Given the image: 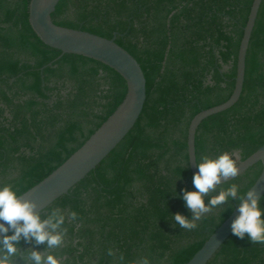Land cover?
<instances>
[{
    "label": "trees",
    "instance_id": "obj_1",
    "mask_svg": "<svg viewBox=\"0 0 264 264\" xmlns=\"http://www.w3.org/2000/svg\"><path fill=\"white\" fill-rule=\"evenodd\" d=\"M253 1H60L53 22L115 38L140 64L147 100L119 146L40 213L42 219L56 209L64 215L58 229L62 243L48 248L21 238L9 258L12 264H25L33 250L54 255L61 264H143L145 258L149 264H187L195 256L239 202L214 208L192 231L175 224V213L191 217L183 190H195L188 129L197 114L232 96ZM30 3L0 0V187L10 185L18 196L80 149L127 92L125 80L111 68L82 56H62L47 46L30 24ZM263 146L264 0L250 41L242 95L232 108L200 125L197 163L228 151L239 164ZM262 170L261 162L255 164L217 186L205 203L232 183L240 185L241 193L250 190ZM260 206L264 208V197ZM209 264H264V245L233 235Z\"/></svg>",
    "mask_w": 264,
    "mask_h": 264
},
{
    "label": "water",
    "instance_id": "obj_2",
    "mask_svg": "<svg viewBox=\"0 0 264 264\" xmlns=\"http://www.w3.org/2000/svg\"><path fill=\"white\" fill-rule=\"evenodd\" d=\"M60 1L31 0L29 20L34 32L47 46L60 51L62 56L65 54L82 56L111 68L125 80L127 92L120 106L80 149L48 177L19 196L23 200L35 201L36 212L39 214L68 194L119 146L137 124L147 100V82L140 64L128 51L116 43L115 38L106 39L82 30L61 27L53 22L52 14ZM262 1H253L248 22L244 28L238 54L236 84L232 96L227 102L197 114L189 125L187 148L192 174L198 171L196 137L200 125L209 117L232 108L242 95L247 54ZM259 162L263 164V170L251 189L255 190L262 200L264 197V146L238 164L240 169L238 176ZM235 178L222 180L217 186ZM238 214L237 206L231 216L216 229L187 264H209L233 236L231 223ZM0 223L9 227L7 234L14 231L5 221L0 220ZM4 235L5 233L0 232V238Z\"/></svg>",
    "mask_w": 264,
    "mask_h": 264
},
{
    "label": "clouds",
    "instance_id": "obj_3",
    "mask_svg": "<svg viewBox=\"0 0 264 264\" xmlns=\"http://www.w3.org/2000/svg\"><path fill=\"white\" fill-rule=\"evenodd\" d=\"M198 171L193 174L192 183L195 190H183L182 199L191 217L180 213L173 215L175 224L187 231L198 227L197 222L214 208L224 205L229 200L238 201V215L231 223L232 234L240 239L247 235L252 245H264V208L260 206L261 197L253 189L241 193L240 185L232 183L226 189H222L217 195L212 196L205 203V197L210 192L217 190V185L222 180L230 177L235 178L240 174L234 153L224 151L216 158L204 156L197 164ZM36 203L32 200H23L10 185L0 187V220L7 223L13 229L11 235H7L9 227L0 223V232L3 237V255H0V264H12L10 257L17 253V242L23 238L26 241H35L36 244H45L48 248L58 247L63 241V234L58 231L64 223V215L59 209L53 210L52 214L42 219L36 212ZM73 219L76 213L72 212ZM22 222V223H21ZM111 255V252L109 253ZM34 264H61L54 255L46 257L39 251H31L25 261ZM143 264H149L147 258Z\"/></svg>",
    "mask_w": 264,
    "mask_h": 264
}]
</instances>
